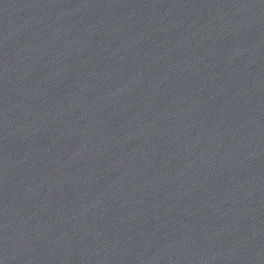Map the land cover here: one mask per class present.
<instances>
[{"label": "water", "instance_id": "95a60500", "mask_svg": "<svg viewBox=\"0 0 264 264\" xmlns=\"http://www.w3.org/2000/svg\"><path fill=\"white\" fill-rule=\"evenodd\" d=\"M264 30V0H0V44L152 42Z\"/></svg>", "mask_w": 264, "mask_h": 264}]
</instances>
